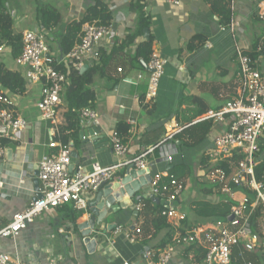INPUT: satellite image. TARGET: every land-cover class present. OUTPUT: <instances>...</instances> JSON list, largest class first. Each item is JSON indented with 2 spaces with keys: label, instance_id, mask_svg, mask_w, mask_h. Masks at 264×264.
<instances>
[{
  "label": "crops",
  "instance_id": "obj_1",
  "mask_svg": "<svg viewBox=\"0 0 264 264\" xmlns=\"http://www.w3.org/2000/svg\"><path fill=\"white\" fill-rule=\"evenodd\" d=\"M38 1L59 10L65 26L71 21L81 20L94 3L90 0H26L23 4L24 1L18 0L15 11H10L14 20L13 12L19 10L21 14L15 20L14 28L17 33L28 29L44 31L52 51L59 56V40L53 42L55 36L38 25ZM104 3L113 14L114 24L101 47V52L107 54L109 66L103 77H97L93 84L96 90L94 110L98 113L100 126L108 139L115 134L120 123L126 122L130 125L129 122L133 121L134 124L130 125L129 138L125 143L122 141L128 147L125 157L116 159L110 142L107 147L98 149L92 143L85 144L79 134L76 141H69L73 144V153L78 156L75 159L80 161L78 165L85 166L87 170H90L93 161H98L104 166L118 161L125 162L153 148L170 134L175 135L172 143L179 149V155L173 163L162 160L158 152L151 155L148 158L151 173H169L174 167L186 166L181 178L187 184L186 190L177 204L185 212L189 222L201 224L186 228L208 226L214 221L197 220L189 212L188 205L193 201L218 203L222 199L229 200L228 196L212 186H201L208 184L202 175V158L207 156L215 137L225 132L227 126L212 121L193 122V128L187 131L184 125L188 119L205 108L208 112L217 110L227 101L238 98L240 84L236 50L241 48L248 53L252 51L256 39L264 38V0H235L233 29L220 24L208 0H183L176 6L166 0H104ZM138 3L145 5L150 14V33L155 39V51L168 61L159 95L152 102L146 97L149 70L146 64L136 59L138 47L150 33L148 32V37L145 33L134 37L133 40L129 39L138 29L137 15L132 9V5ZM12 4L14 3L9 4L10 7ZM254 13L258 14L260 20H253ZM64 25L59 31L60 35ZM195 36L205 37L206 45L198 51L190 52L188 44ZM0 62L24 77V68L20 66L18 59L12 58L6 47H2L0 52ZM91 66L94 65L87 67ZM256 66L264 72V56L259 57ZM119 69H122V72H119ZM140 75L142 79H139ZM26 87L27 95L23 97L12 96L4 91L17 114L26 119L28 126L26 130L11 138L10 148L6 149L4 156L0 158L5 160V169L0 180L4 183V187L0 189V229L7 226L16 213L26 210L34 201L42 185L38 178L39 163L56 156L58 152L49 146L50 125L42 119L37 109L42 83L26 81ZM144 96L146 102L142 101ZM145 104L152 105L151 114L144 107ZM0 105L3 110L5 105ZM66 107V104L61 107L62 124L65 123ZM90 126L96 125L88 122L82 125V130ZM1 129L0 127V138H5L7 131L3 133ZM199 136L203 138L200 143L193 148L186 147L187 141ZM203 143L206 147L195 151V148ZM10 150L11 160L7 155ZM188 150L194 152L191 159H188ZM128 167L121 169L112 183L119 181ZM21 176L25 185L19 183ZM147 189L148 185L143 186L132 198L131 205L120 208L117 213L109 214L97 227L96 232L91 234V238L97 242L92 252L85 243L81 227L89 221L90 206L87 211L77 212L74 217L71 204L45 212L21 232L15 242L3 239L0 247L11 257L12 262L26 264H159L158 255L165 246L171 244V236L166 230L158 232L149 229L154 207H145L143 204L144 200L150 199L146 193ZM96 196L97 193L88 196L89 205L95 201ZM139 203L144 205L141 211L136 210ZM153 204L157 205L154 202ZM114 225L124 226L131 231L140 228L142 232L137 234L133 231L134 242H130L123 235L115 234L116 227L109 229V226ZM170 229L174 237V227L171 225ZM181 249L184 248L176 249L169 264H193L184 257ZM249 255L259 256L260 252L247 254L246 260L254 263Z\"/></svg>",
  "mask_w": 264,
  "mask_h": 264
},
{
  "label": "built area",
  "instance_id": "obj_2",
  "mask_svg": "<svg viewBox=\"0 0 264 264\" xmlns=\"http://www.w3.org/2000/svg\"><path fill=\"white\" fill-rule=\"evenodd\" d=\"M166 1L176 6L183 0ZM113 24V21L110 26L100 24V21L84 24L82 41L69 53L59 56L52 51L47 34L36 29L23 31V51L18 62L25 70L26 81L42 83L37 109L42 119L50 125L49 146L58 152L56 156L40 161L38 178L42 185L38 191V199L31 202L26 210L16 213L12 221L0 229V242L3 239L15 242L21 232L50 209L71 204L78 212L87 211L88 196L111 184L116 174L126 166L148 171L151 168L148 158L156 152L167 163H173L179 155V149L172 143L175 135L170 134L156 146L131 160L118 161L108 166L93 161L90 170L83 165H77L73 171L70 170L73 144H63L57 140L62 124L61 107L66 104L69 86L67 75L59 68L71 66L82 70L85 66L99 63L102 58L101 47L110 35ZM230 27L233 29L234 25L231 23ZM236 55L241 74L238 98L227 101L221 108L207 112L194 122L212 121L227 126L225 132L215 137L213 146L207 153L211 162L228 160L234 156L241 157L230 172L213 167L206 174L207 183L229 197L234 219L232 222L215 221L205 227L184 228L187 215L177 203L186 190V182L171 178L168 172L153 175L150 170L148 174L151 175V182L146 193L150 199L153 196L166 200L169 206L160 210V216L174 227V244L168 245L162 251L159 264H169L178 247L202 248L205 251L203 264H232L236 249L244 264H254L247 261L246 256L259 252V235L254 232L251 221L256 210L260 208L264 222V181H258L256 177V169L262 157L261 144L264 143V72L257 68L248 53L241 48H237ZM167 64L168 61L158 52L152 54L147 64L149 78L146 97L151 102L159 95ZM118 71L122 72V69ZM139 79H142L141 75ZM0 103L5 105L0 111V124L7 131L5 137L11 139L26 130L28 122L17 114L10 99L1 95ZM80 119L82 125L92 122L93 125L100 126L98 113L94 109L82 110ZM129 123L134 124L133 121ZM182 130L183 128L180 131ZM109 140L116 159L125 157L128 152L127 145L116 134ZM165 178L169 181L163 182ZM19 183L25 185L23 176ZM3 187L4 183L0 181V189ZM243 188L250 189L252 194L247 195ZM143 206L141 203L137 204L136 210L141 211ZM133 231L137 234L142 232L140 228ZM133 231L124 226H116L115 234L123 235L130 242H134ZM0 264L26 263L12 262L11 257L0 247Z\"/></svg>",
  "mask_w": 264,
  "mask_h": 264
},
{
  "label": "trees",
  "instance_id": "obj_3",
  "mask_svg": "<svg viewBox=\"0 0 264 264\" xmlns=\"http://www.w3.org/2000/svg\"><path fill=\"white\" fill-rule=\"evenodd\" d=\"M9 0H0V48L6 47L14 60L19 59L23 51V35L22 33H17L15 31V20L7 7ZM94 4L87 9L83 18L81 20H74L66 24H63V16L51 5L38 3L37 5V21L41 28L51 33H59L62 26L64 25V30L62 35H60L58 44L60 48V53L62 55L69 53L76 45H78L83 38V26L86 23H92L100 21V24L110 26L113 21V14L104 3V0H90ZM210 7L219 20L220 24L224 27H229L234 18L233 12V2L234 0H208ZM134 13L137 15V25L138 29L130 40L138 35H144L146 31L150 33L151 29V17L147 12L145 5L138 3L132 5ZM253 20L258 21V14L254 13ZM154 36L150 33L149 37L138 47L136 59L141 60L143 64H148L154 49ZM206 45V38L202 36L193 37L189 44L188 49L190 52H195ZM260 49V50H259ZM103 53V52H102ZM106 53H103V57L100 62L93 64L94 66L89 67L84 73L75 67L69 66L60 67L59 69L67 75L69 79V86L67 88L66 94V111L64 114L65 123L60 126V136L57 138L63 144L69 143L70 139L73 141L77 140V137L82 131V121L80 119V113L84 109H94L96 101V90L93 84L97 77H103L109 66L108 60H106ZM248 55L253 60V63L257 65L260 56H264V39L258 38L255 40L252 51L248 52ZM238 83L241 84V74L240 70L238 73ZM146 90H148V85ZM11 94L12 96H26L27 87L26 80L21 73L18 71H11L7 68L5 64L0 62V96L6 97V94ZM142 101L146 102V97H142ZM3 106L0 105V110ZM148 112L151 114L153 111L152 105L145 104L144 106ZM151 108V109H150ZM208 110L205 108L188 119L184 125L187 127V131L193 128L192 123L196 121L198 117L205 115ZM211 122V121H209ZM191 124V125H190ZM210 125V124H209ZM131 126L126 122L120 123L115 131V134L125 143V141L130 136ZM202 137L192 138L190 141L186 142V147L193 148L198 143L202 141ZM11 139L0 138V158L5 154L6 149L10 148ZM183 145V144H182ZM262 157L259 165L256 169V177L258 181H264V143L261 144ZM241 157L234 156L231 159L211 162L209 156H204L202 158L201 169L204 170L202 174L205 176L209 169L213 167L226 169L228 172L232 171L234 167L238 164ZM186 166L174 167L169 171V176L171 178L181 179L184 176V171H186ZM169 181L165 178L163 182ZM243 192L247 195H251L252 192L248 188H243ZM143 204L145 207L152 206V220L149 224V229L152 228L159 231H168V235L171 236L170 243L174 244V237L171 232V225L160 216V210L163 208L161 205H154L152 199L144 200ZM232 202L230 200L222 199L218 203H211L206 201H193L188 205V210L193 214L197 220L205 221H222L227 222L229 216L231 215ZM78 211L73 210L72 214L75 217ZM79 214V213H78ZM81 214V213H80ZM252 226L255 233L259 235L260 242L258 244L260 255H249L251 259L254 260V264L264 263V222L262 219L261 209L258 208L252 219ZM201 225L200 223L189 222L188 220L183 223V227ZM163 247L165 243L162 244ZM167 246H165L166 248ZM181 248V247H180ZM182 250V249H181ZM184 257H187L193 264H203L205 251L196 246L189 248H184ZM160 255V254H159ZM158 255V257H159ZM157 258V255H156ZM158 260V258H157ZM232 264H243V260L240 257L239 251L236 250Z\"/></svg>",
  "mask_w": 264,
  "mask_h": 264
},
{
  "label": "water",
  "instance_id": "obj_4",
  "mask_svg": "<svg viewBox=\"0 0 264 264\" xmlns=\"http://www.w3.org/2000/svg\"><path fill=\"white\" fill-rule=\"evenodd\" d=\"M145 33L146 37H148V31ZM87 69L88 67L85 66L81 72L84 73ZM0 127L2 128L1 132L6 133V129L3 126ZM80 135L85 144L92 143V145L98 149L102 147L105 148L109 144V139L101 126H90L82 130ZM7 155L8 159L11 160L12 151H8ZM75 158H78V156L75 153H72V165L70 167L71 171H73L75 166L80 163V161ZM4 163L5 160L0 159V180L5 169ZM148 172H150V170H137L133 166H129L119 181L109 184L97 192L95 201L89 205L91 211L89 221L87 224H82L81 226L83 230V236L85 237V243L91 252L97 245L96 240L91 238V234L96 232L97 227L106 219L109 214L117 213L120 208H127V205H131V200L134 195L143 186H146L151 182V175L148 174ZM38 196L39 195L35 197L34 201L38 199ZM151 199L157 205L167 207L169 206L166 200L155 198L153 196ZM233 219L234 216L231 215L229 216L228 221L232 222ZM112 227L115 228L116 226H109V229H112ZM106 232L107 231H105V233Z\"/></svg>",
  "mask_w": 264,
  "mask_h": 264
},
{
  "label": "rangeland",
  "instance_id": "obj_5",
  "mask_svg": "<svg viewBox=\"0 0 264 264\" xmlns=\"http://www.w3.org/2000/svg\"><path fill=\"white\" fill-rule=\"evenodd\" d=\"M18 0H9L8 1V3H7V7H8V9L10 10V11H15V9H14V7H16V4H18V3H16ZM20 1V0H19ZM22 1H24L23 2V4L25 3V1L26 0H21V2ZM11 2L12 3H14V4H12V9H14V10H12L11 9V7H10V5L9 4H11ZM38 3H41V2H37V5H38ZM18 7H19V5H18ZM36 12H37V9H36ZM14 13V16H15V20H17L18 19V17L21 15L20 14V12H19V10L18 11H16V12H13ZM22 16L24 17V15L22 14ZM39 25V24H38ZM43 33H45L44 31H42ZM52 35H54L55 36V38L53 39V42H57L58 40H59V38H60V34L57 32V33H52ZM204 147H206V145H205V143H203V144H200L199 146H197L196 148H195V151L196 150H201V149H203ZM193 150H188V152H187V155H188V159H191V157H192V155H193ZM201 179V178H200ZM202 180V179H201ZM205 180H206V175H205ZM197 181H199V178L197 179ZM201 186H210L209 184H201Z\"/></svg>",
  "mask_w": 264,
  "mask_h": 264
}]
</instances>
